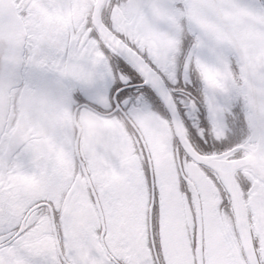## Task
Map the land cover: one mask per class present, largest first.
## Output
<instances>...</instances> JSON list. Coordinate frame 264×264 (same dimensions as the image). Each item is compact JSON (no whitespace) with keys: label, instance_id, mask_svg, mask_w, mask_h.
Returning a JSON list of instances; mask_svg holds the SVG:
<instances>
[{"label":"snow or ice","instance_id":"snow-or-ice-1","mask_svg":"<svg viewBox=\"0 0 264 264\" xmlns=\"http://www.w3.org/2000/svg\"><path fill=\"white\" fill-rule=\"evenodd\" d=\"M0 264H264V0H0Z\"/></svg>","mask_w":264,"mask_h":264}]
</instances>
